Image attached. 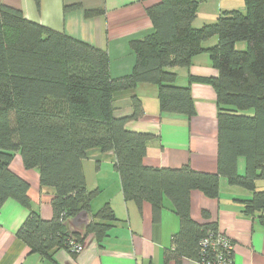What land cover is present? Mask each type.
I'll use <instances>...</instances> for the list:
<instances>
[{"label": "trees", "instance_id": "16d2710c", "mask_svg": "<svg viewBox=\"0 0 264 264\" xmlns=\"http://www.w3.org/2000/svg\"><path fill=\"white\" fill-rule=\"evenodd\" d=\"M204 1L160 0L150 7L154 32L132 43L134 68L118 79L112 78L107 51L0 6V212L9 201L29 211L17 237L31 252L51 260L57 249L77 256L88 234H95L103 247L117 219L110 204L91 212L100 191L88 190L83 162L94 148L114 152L125 200L139 209L149 202L154 223L162 219L164 199L172 203L180 230L165 252L166 262L204 258L200 243L218 229L206 211L205 223L193 219L191 194L218 198L222 177L252 193L242 202L244 213L259 214L264 226V191L256 184L264 179V0H245L244 11H221L214 22L196 27ZM214 37L216 43L209 44ZM241 42L247 44L245 50L239 49ZM202 54L209 56L218 76H190L188 84L179 86L177 70L190 69ZM195 82L210 84L216 92L218 173L145 165L148 145L157 137L128 129L144 115L143 103L134 96L132 114L117 118L114 95L154 85L161 114L192 118ZM16 154L26 170L39 171L42 187L54 190L52 219L32 210L31 185L11 169ZM83 211L92 222L83 236L72 235L64 224Z\"/></svg>", "mask_w": 264, "mask_h": 264}, {"label": "crops", "instance_id": "0c3cea01", "mask_svg": "<svg viewBox=\"0 0 264 264\" xmlns=\"http://www.w3.org/2000/svg\"><path fill=\"white\" fill-rule=\"evenodd\" d=\"M160 0H0V6L19 10L31 22L50 30L107 51L112 78L118 79L132 73L136 55L134 41L143 40L154 32L148 9ZM233 5V2H230ZM230 6V5H229ZM224 0H207L200 4L196 27L214 22L224 9ZM100 15H90L95 11ZM231 10V9H230ZM212 44H214L212 42ZM177 84L185 86L190 76L195 78L217 77L207 54L196 56L190 69H178ZM196 115L161 114L157 88L150 84L138 85L134 90L114 95L115 116H130L132 98L138 96L144 108L142 118L131 121L128 129L151 133L157 139L148 145L145 165L153 168L178 169L183 166L197 172L218 173V111L216 92L210 84L195 82L191 85ZM16 154L11 169L31 185L32 210L43 219L53 218L51 200L54 190L42 187L39 171L26 170ZM20 156V155H19ZM17 160V167L13 165ZM114 152L103 153L90 149L83 162L86 186L90 191L99 190L91 203L94 213L110 204L117 221L113 223L103 247L95 234H88L82 244L84 250L73 256L65 249H57L53 260L30 248L17 237V232L29 211L13 201L6 203L0 212V264H177L166 262L165 252L172 247V238L180 230V219L169 199H164L160 223L153 222L152 207L145 202L141 209L135 202L125 200L121 179L115 168ZM241 174L245 161L239 162ZM257 181V188L264 191V184ZM248 190L229 185L220 179L218 198H208L202 192L191 194V214L195 221L205 223L203 213L218 231L226 234L235 247L234 264H264V226L258 216L246 215L243 201L250 199ZM181 264H202L183 259Z\"/></svg>", "mask_w": 264, "mask_h": 264}, {"label": "built area", "instance_id": "2783aa9c", "mask_svg": "<svg viewBox=\"0 0 264 264\" xmlns=\"http://www.w3.org/2000/svg\"><path fill=\"white\" fill-rule=\"evenodd\" d=\"M200 246L205 256L198 262L202 264H234L235 247L226 234L218 230L211 232L201 241ZM83 250V245L78 247V252Z\"/></svg>", "mask_w": 264, "mask_h": 264}, {"label": "water", "instance_id": "95a60500", "mask_svg": "<svg viewBox=\"0 0 264 264\" xmlns=\"http://www.w3.org/2000/svg\"><path fill=\"white\" fill-rule=\"evenodd\" d=\"M92 219L88 212L83 211L76 217L69 219L64 225L72 235H84L85 230L91 224Z\"/></svg>", "mask_w": 264, "mask_h": 264}, {"label": "rangeland", "instance_id": "374dc122", "mask_svg": "<svg viewBox=\"0 0 264 264\" xmlns=\"http://www.w3.org/2000/svg\"><path fill=\"white\" fill-rule=\"evenodd\" d=\"M230 2H233V5H231ZM245 6H246V1L245 0H224V7L225 8L223 9L222 14H224L225 12H230L232 10L244 11L245 10ZM214 38L211 39L208 43L209 44L212 43V42L214 43L215 40H217V37H214ZM238 46H239V49L245 50L247 44L245 42H241V43H239ZM17 158H20L21 159V157L19 155H18ZM16 162H17V160H15L14 163H13V165L15 167H17V163ZM259 181L261 182L260 184H264V179H261Z\"/></svg>", "mask_w": 264, "mask_h": 264}]
</instances>
